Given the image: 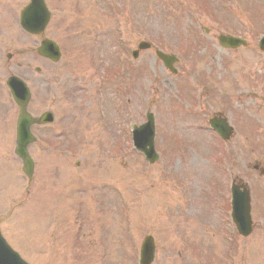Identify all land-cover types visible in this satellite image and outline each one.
Segmentation results:
<instances>
[{"label":"rangeland","instance_id":"374dc122","mask_svg":"<svg viewBox=\"0 0 264 264\" xmlns=\"http://www.w3.org/2000/svg\"><path fill=\"white\" fill-rule=\"evenodd\" d=\"M50 2L54 18L48 34H56L67 54L58 66L79 67L85 75L92 74L87 66H96V119L87 122L89 117H81L84 126L96 123V128L82 138V152L73 149L77 144L71 127L63 138L53 134L65 128L62 120L54 129H33L37 142L30 154L36 164L27 183L11 156V124L5 128L0 122L1 233L9 246L28 264H137L140 243L151 236L156 247L153 264H210L211 248L214 256L234 252L232 240L237 238L229 234V207L222 194L229 176H239L252 191L254 230L249 238L238 240L243 244L238 264H264V175L253 170L255 162L264 168V157L257 155L264 140L245 132V138L217 144L208 133L194 130L204 124L202 115L213 113H224L233 124L238 120L245 126L249 114L264 127V92L258 89L253 95L255 88L239 75L240 64L254 63L264 87V60L259 63L256 55L264 24L258 31L253 26L264 18V0H78L77 6L73 0ZM203 28L211 30L209 38L201 37ZM217 30L249 34V46L234 53L222 50L212 38ZM194 32L210 47H193ZM139 40L177 52V74L163 70L152 51L140 52L131 64L129 52ZM19 41V72L28 78L33 93L29 110L38 115L51 106L46 88L52 66L30 52L33 38L21 32ZM230 59L240 64H230ZM125 65L126 74L121 71ZM208 77L216 89L206 88L201 104L177 101L178 84L202 87L209 85ZM240 91L243 96H238ZM152 100L158 144L174 152H163L160 163L147 167L131 151L129 131ZM6 101L0 90V120L6 119ZM53 106L68 112L65 104ZM179 106L198 118H190ZM66 145L72 151L62 154ZM75 163H80V173ZM83 181L89 184L86 194L78 191L80 186L74 188L84 186ZM59 203L63 213L54 206ZM7 208L11 219L5 216Z\"/></svg>","mask_w":264,"mask_h":264},{"label":"water","instance_id":"95a60500","mask_svg":"<svg viewBox=\"0 0 264 264\" xmlns=\"http://www.w3.org/2000/svg\"><path fill=\"white\" fill-rule=\"evenodd\" d=\"M38 7L37 15L39 16L40 11L43 13L44 10L41 9V4L39 2H35ZM35 6V5H34ZM33 16V12L31 8L27 9L22 16V26L27 30L30 31V20ZM47 21V16L44 19L43 24L40 26L38 25L37 32H40L42 28L44 27V24ZM32 32V31H31ZM22 89L21 96L15 100L17 101V104L19 106V117L17 121V141H16V150L15 154L16 156L21 160L23 165V172L30 178L32 173V161L28 157L27 153V146L32 142V137L29 133V126L34 122L32 119H30L26 113L25 105L28 100L27 90L24 88L23 85L19 84ZM19 85L17 84L15 88H18ZM49 119L48 115L43 116L39 122H45ZM141 136L138 135V137L135 139V144L139 148L144 147L146 144L150 143V149L152 148V139L151 137L146 138V142L141 143ZM235 208H239L241 216H245V220L242 225V228H244V231H241V233H245L248 230L249 220H248V212H249V206H248V197L246 195L242 196L241 198H236L234 201ZM151 260V255L146 257V260L144 259L143 264H148ZM0 264H23L15 254H13L0 240Z\"/></svg>","mask_w":264,"mask_h":264},{"label":"flooded vegetation","instance_id":"af4514ba","mask_svg":"<svg viewBox=\"0 0 264 264\" xmlns=\"http://www.w3.org/2000/svg\"><path fill=\"white\" fill-rule=\"evenodd\" d=\"M5 7L4 4V0H0V7ZM7 46H9V42L7 44ZM0 47H4V44L2 43L0 45ZM6 59H7V64L5 67L10 68L11 66L14 68V70H18L20 68V62H19V55L15 52L13 53H7L6 55ZM4 69V68H3ZM67 78L71 79L69 75H67ZM66 86H69V88L71 87V84L69 83V85L66 84ZM66 94H69V92H65Z\"/></svg>","mask_w":264,"mask_h":264}]
</instances>
